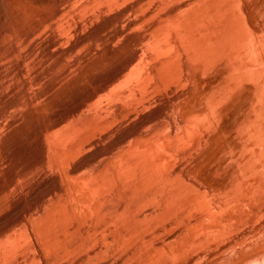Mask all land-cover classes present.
<instances>
[{
    "label": "bare ground",
    "instance_id": "1",
    "mask_svg": "<svg viewBox=\"0 0 264 264\" xmlns=\"http://www.w3.org/2000/svg\"><path fill=\"white\" fill-rule=\"evenodd\" d=\"M31 1L0 11V264H264V40L239 0Z\"/></svg>",
    "mask_w": 264,
    "mask_h": 264
},
{
    "label": "rangeland",
    "instance_id": "2",
    "mask_svg": "<svg viewBox=\"0 0 264 264\" xmlns=\"http://www.w3.org/2000/svg\"><path fill=\"white\" fill-rule=\"evenodd\" d=\"M132 0H126V2H130ZM240 5L245 7L244 14L241 11L240 16H242V20L249 21L253 24V30L247 28L252 35L257 38H259L263 41L264 39V33L255 31L256 29L259 30V26H264V0H239ZM0 11L3 12V14L9 18V22L11 24H15L18 21L19 17H25L34 7V4L31 0H1L0 1ZM244 4V5H243ZM122 6V5H121ZM247 11V12H246ZM239 12V11H238ZM240 14V12H239ZM248 19V20H247ZM262 24V25H261ZM262 37V38H261ZM259 39V41L262 44V41ZM264 42V41H263ZM253 82L244 80L240 82L230 93L229 96H226L223 101V106L226 108L227 111H229V117L227 119L228 123L233 122L235 115L238 116L244 110H246L249 106V98L252 94L253 86L251 85ZM102 98H106L105 95L102 96ZM40 111V112H38ZM38 111H31L29 110V114L27 117V122L25 123L23 129L21 130V133L28 132L29 129H32V121L31 118L34 116H38L40 114H44L42 110ZM244 133L240 135V138H243ZM219 144H217V150L220 149L222 145H224L227 142V139L221 137L218 139ZM213 155V153H212ZM217 155V154H216ZM215 155V156H216ZM16 169H21L22 164L16 163L15 164ZM8 170V166L5 164H2L0 166V172L6 173ZM205 174L209 176V178L213 179L216 186L221 187L225 189V185L227 181L229 180V174L227 170H220L219 172H216L215 175L209 174L206 169Z\"/></svg>",
    "mask_w": 264,
    "mask_h": 264
}]
</instances>
